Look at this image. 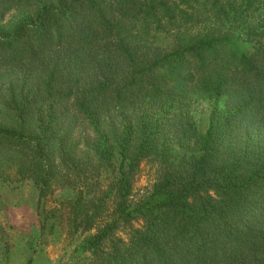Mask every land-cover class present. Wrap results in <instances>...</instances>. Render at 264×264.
<instances>
[{
  "label": "trees",
  "instance_id": "1",
  "mask_svg": "<svg viewBox=\"0 0 264 264\" xmlns=\"http://www.w3.org/2000/svg\"><path fill=\"white\" fill-rule=\"evenodd\" d=\"M22 178L74 264H264V0H0V180Z\"/></svg>",
  "mask_w": 264,
  "mask_h": 264
},
{
  "label": "rangeland",
  "instance_id": "2",
  "mask_svg": "<svg viewBox=\"0 0 264 264\" xmlns=\"http://www.w3.org/2000/svg\"><path fill=\"white\" fill-rule=\"evenodd\" d=\"M17 17V13H9L6 21L11 24ZM192 107L198 118L206 111L207 104L198 101ZM155 176V165L141 161L132 183L130 199L134 201L145 194ZM67 193L64 187L54 188L45 198V208H61L56 199ZM36 197L37 190L29 179L0 180V264H74L71 257L75 256L79 235L70 234L65 209L57 211L59 215L55 218L46 219L40 237ZM49 225H53V229ZM116 235L125 238V230L117 231Z\"/></svg>",
  "mask_w": 264,
  "mask_h": 264
}]
</instances>
